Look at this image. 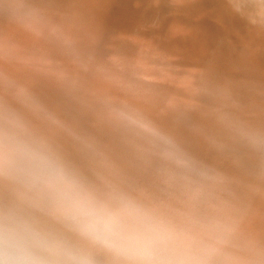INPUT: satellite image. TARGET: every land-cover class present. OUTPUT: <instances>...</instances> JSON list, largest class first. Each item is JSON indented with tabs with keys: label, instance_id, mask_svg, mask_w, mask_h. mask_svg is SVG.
<instances>
[{
	"label": "rangeland",
	"instance_id": "1",
	"mask_svg": "<svg viewBox=\"0 0 264 264\" xmlns=\"http://www.w3.org/2000/svg\"><path fill=\"white\" fill-rule=\"evenodd\" d=\"M31 1L22 7L12 3L5 8L4 0H0V43L3 44H0V76H4L0 77V125L10 136L14 137L11 134L14 125H18L17 121L21 123L20 117L25 119V116L33 115L41 130H32L36 133L45 130L41 135L46 133L54 141L52 148L42 149L59 159L62 157L59 150L63 148L58 146L56 149V142L74 147L72 138L62 129L66 125L70 127V124H74L77 138L94 137L99 147L91 144L82 151H74L79 162V170L74 173L87 176L92 183L91 190H95L99 199L101 194L96 192L100 191V184L95 175H101V166L110 167L113 160H118L120 155L117 151L124 143L121 142L122 136H127L125 129L116 130L109 121L129 120L127 117L132 116L141 122L143 118L137 111L143 102L148 105L152 116L156 110L153 111L154 107L159 109L156 116H162L167 121L168 129L161 130L159 127L155 131L157 135H153L136 124L132 143L137 145L145 141L149 145L154 138H160L166 150L187 159L193 184L199 183L200 187L208 185L199 159L214 158V153H218L214 144L220 140L236 143L238 149L243 151H240L241 155L249 152V159L255 160L258 167H264V26L253 28L240 19L239 23L229 24L230 29L224 22L226 16L220 13V9L225 8L224 0H198V5L189 8L185 0H116L99 8L104 11L105 18L100 16L96 30L77 29L81 35L76 38L71 36L73 30L68 32L67 28L61 33L56 28L47 30L50 40L55 38L56 33L62 36L63 49H45L44 56L49 61L37 62L31 65L33 69L30 73H22L24 66H21L16 54L22 57L26 50L17 53L11 39L6 36L19 25L22 15L17 18V13L21 8L25 13L23 19L27 20L42 21L49 11L57 10L63 21L75 16L78 22L80 18H91V14H95L92 13L95 7L93 3L98 5L102 0ZM73 4H80V9L75 12L65 7ZM207 17L204 25L201 20ZM182 20L193 23V28L199 26V30L186 29L184 38H181L171 28L176 21L182 23ZM36 32L21 30V35L31 37ZM80 39L87 44L79 46ZM49 42L53 43L54 39ZM186 52H193V55L188 58ZM140 58L148 61L145 67L147 71L139 67ZM135 63L136 66H130ZM19 67L20 74L16 72ZM162 69L171 70L170 75L154 77ZM10 71L16 74H10ZM188 75H191L192 82L187 85L177 81ZM108 76L114 77L112 84L123 96L120 99L108 96L109 103L106 104L99 97L98 88L105 85L104 79ZM30 82L37 85L33 87ZM176 85L181 88L179 93L177 89L174 90ZM132 90L134 94H148L149 100H135L133 92L130 94ZM156 95L164 96L157 100ZM175 100L178 104L173 103ZM110 108L114 109L113 115L108 113ZM4 118H9V123L4 122ZM102 123L104 127L100 126ZM148 126L153 129L151 125ZM193 130L200 135H195ZM215 132L218 136L216 141ZM31 144L35 145L33 141ZM149 152L151 156L152 151ZM64 159L68 169L71 162L76 160L61 158ZM150 162L151 165L147 163L146 166L142 161L136 164L141 169L138 168L135 173L136 180L130 179L131 185L138 184L141 197L150 200L154 208L158 204L179 205L177 194L179 198L187 196L179 190L188 179L173 176L167 167L160 166L161 161L155 162V158ZM111 167L115 169L113 165ZM126 179V176L122 178L123 181ZM104 181L107 184L109 180ZM11 204L3 203L0 209L12 212L7 209ZM199 208L203 213L202 219L204 215L203 221H207L208 211L203 205ZM179 209L173 207L174 212ZM178 212L174 214L175 217L181 216Z\"/></svg>",
	"mask_w": 264,
	"mask_h": 264
},
{
	"label": "bare ground",
	"instance_id": "2",
	"mask_svg": "<svg viewBox=\"0 0 264 264\" xmlns=\"http://www.w3.org/2000/svg\"><path fill=\"white\" fill-rule=\"evenodd\" d=\"M33 1L34 0L31 2ZM77 1L79 2L81 0ZM115 1L116 0H102L98 5L94 2L93 4L95 7L93 8L92 13L95 12V14H91V18L89 19L79 17L80 20L78 22L74 18L75 16L72 17V19L66 18L67 20L63 21L62 18H60V14L56 12L57 10L55 12L52 10L49 11V15L45 16L42 21H36V19L27 20L23 19L25 13H22L21 8V13H17V18H20L22 15L19 20V25L11 29L6 36H9L11 39L12 45L18 50L17 53L21 50H26V53H24L22 57L18 56V54H16L17 56L14 54L21 66H24L22 68V73H30L33 69L31 65L37 64V62L49 61V59L44 56L45 49L49 47H54L56 51L63 49L61 44L62 36H59V34L56 33L55 38H53L54 42H49L53 39L50 40L51 36L48 34L47 30H50V28H56L61 33V31L64 32V28H67L68 32L73 30V35H71L72 38L81 35V32L78 31L79 29L96 30L99 25L97 22H100V16L102 19L105 18L104 11H100L99 8H104L105 5L114 3ZM194 1L195 2L185 0L184 2L186 7L189 8L192 5H198L196 4L198 0ZM4 2L5 8L10 7L12 3L15 4V6L19 5L22 7V5L25 6L28 4L29 0H4ZM34 4L39 7V4ZM79 5L80 4H73L72 6L65 5V7L72 8V10H75L76 12L81 7V5L80 7ZM223 6L225 8L220 9V13L222 16H226L224 22H226L228 26L232 23H239L240 19L241 21L244 20L245 24H248L253 28L264 26V0H224ZM225 9L226 11H224ZM42 12L45 13L43 10ZM207 21L208 17L201 20L204 25ZM173 28L181 38H184V31L186 29L197 31L200 27L193 28V23L187 21L181 23L176 21L171 30ZM229 28L231 29V26H229ZM21 30H23V32L25 30H36L37 32L35 34L33 33L31 37H27L25 34L21 35ZM199 32L200 34L202 33L201 31ZM203 32L204 34L207 33V31ZM0 44L3 45L2 43ZM85 44H87V42H85L84 39H80L79 46ZM185 54L190 58L193 55V52H186ZM140 59L139 67L143 70L148 66V61L146 59L143 60V58ZM136 65L137 63L130 64V66ZM20 68L21 67L18 68L19 71H16L18 74H20ZM144 70L147 71L146 68ZM16 72L10 71V74H16ZM169 72H171V70L162 69L155 73L154 77L160 75L167 76L170 75ZM0 77L3 78L4 76ZM113 78V76H108L104 79L105 85L98 88L99 97L103 99L106 104L109 103L108 96L118 99L123 96V94L113 86L111 81ZM177 81L181 84L187 85V83L192 82V78L191 75H188L181 79L179 78ZM27 83L28 81L26 82V86H28ZM30 84L33 87L37 85L36 83L31 82ZM176 89L178 93L181 91V88L177 87V85L174 86V90ZM132 92L133 90L130 91V94H132ZM139 93L134 94L133 92L132 95L135 100H140V102L143 99L149 100L146 96L148 94L145 93L139 95ZM156 96V99L158 100L164 95ZM148 102L149 101H147V103ZM173 103L178 104L176 100ZM144 105V102L142 107L138 105L141 109L137 111V113L143 118L141 123L151 125L156 132L159 127L161 130L168 129L167 121L162 116H156L159 109L157 110V108L154 107L153 111L156 110L153 115L155 117H153L150 114V109L147 107L148 105H145L146 107ZM160 107H162V105H160ZM108 113L113 115L114 109L110 108ZM19 119L21 120V123H19V121H17L18 123L16 122L18 125H14V130L11 134L14 138L28 143L33 141L35 145L40 148L48 147L50 149L53 147L54 141L51 140L46 133L41 135L45 130L36 133L41 129L37 127V120L33 115H30L29 117L25 116V119L23 117H20ZM8 120L9 118H4L3 121L9 123ZM10 120H12V118ZM111 121L113 123L109 121V124L112 128H117L116 130L125 129L128 137L122 136L123 140L121 142L124 143L119 146L117 151L120 157L116 162L113 160L111 164L115 169L111 166H101V175H95L98 179V184H100V191L96 192V194H101V200L110 203H118L121 198H127L140 207L150 211L152 215L160 221L175 227L178 231L186 233L192 238V243L190 244L187 253V258L192 261V264H264V167H258L255 160H250L249 158L251 157V154L249 155V152L246 151V153L241 155L240 151L242 150L238 149L236 143L235 145L226 140H220L214 144V147L218 152L214 153V158H202L198 156L200 157L199 160H201L200 162L205 171L203 173H206V177L208 178V182H206L208 185L203 186V184V189V187L198 185L199 183L193 184V180L191 179L192 171L190 172L188 169L189 162L187 159L184 160L176 153L166 150L165 144L162 140L160 141V138H154V140L151 141L152 145L151 143L146 145L145 141L134 145L131 138L134 137L133 127L135 128L136 124L132 123L130 120ZM24 125L26 126L23 127ZM100 126L104 127V124L102 123ZM62 129L72 138L74 147L64 145L63 143V145H59L56 142L55 148H59L58 146L63 148L59 150V155H62V157L76 159L71 162L69 170L72 172L78 171L77 163L79 162L74 151H82L86 147H91V144L99 147L100 144L95 141L94 137L89 136V138H77V129H75L74 124H70V127L69 125H66ZM0 132L9 135L8 132L2 130L1 125ZM50 133L53 134L52 132ZM193 133L195 135H200L197 130H193ZM213 134L215 136L214 141L218 140L217 133L215 132ZM161 137L164 138L162 135ZM149 151H152L151 156ZM193 153L191 152V154ZM61 158L59 160H61ZM154 158L155 162L159 163L161 161L160 166L167 167L169 171L173 173V176L188 179L185 181V184L183 183L180 186L182 188L179 190L184 191L183 194L187 196L182 197L180 195L181 197L179 198V194H177L179 205L175 203L173 204L174 208L180 207L177 212L179 211L178 214L181 216H174L177 212H174L171 203L162 206L158 204L154 208L150 200H144L141 197V187L138 184L131 185L130 179L131 181L132 179L136 180L135 173L138 171V168H140V166L137 168L136 164L142 161L145 162V166L147 163L151 165L150 159L153 160ZM199 160L197 159V161ZM61 162L66 166L65 159L61 160ZM123 162L127 164H124ZM204 174L203 176L205 177ZM125 176L128 177V179L123 181L122 178ZM77 177L91 190L90 186H92V183H90L85 174H80ZM104 179L109 180L107 181V184ZM128 182H130L129 185L127 184ZM91 191L95 194V190L92 189ZM177 195L175 194V197ZM187 197L189 198L187 199ZM3 203H13L10 208H7L8 210L10 209L14 213L22 212L29 214L43 227L72 240L73 243L81 248L87 258L92 261V264H120V258L108 252L103 246L92 245L77 240V238L73 236L64 225L51 218L46 213V210L30 204L29 194L26 190L22 188L15 178L7 174L0 175V205ZM202 205L205 207V210L208 211H206L208 213V215L207 213L206 215L209 216L207 221L206 219L203 221L204 215L203 219L201 217L203 213L201 214V208L199 207Z\"/></svg>",
	"mask_w": 264,
	"mask_h": 264
},
{
	"label": "clouds",
	"instance_id": "3",
	"mask_svg": "<svg viewBox=\"0 0 264 264\" xmlns=\"http://www.w3.org/2000/svg\"><path fill=\"white\" fill-rule=\"evenodd\" d=\"M147 132L154 129L127 117ZM11 175L29 203L79 241L103 246L120 264H192V238L127 198L99 199L50 151L0 132V175ZM0 264H92L72 240L43 227L33 216L0 209Z\"/></svg>",
	"mask_w": 264,
	"mask_h": 264
}]
</instances>
